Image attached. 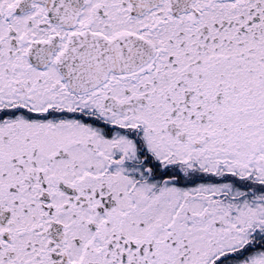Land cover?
Wrapping results in <instances>:
<instances>
[{
	"label": "snow or ice",
	"instance_id": "6c2138e0",
	"mask_svg": "<svg viewBox=\"0 0 264 264\" xmlns=\"http://www.w3.org/2000/svg\"><path fill=\"white\" fill-rule=\"evenodd\" d=\"M0 264H264V0H0Z\"/></svg>",
	"mask_w": 264,
	"mask_h": 264
}]
</instances>
